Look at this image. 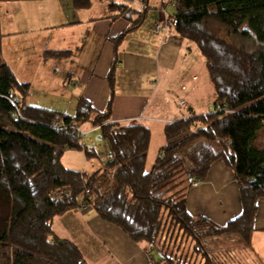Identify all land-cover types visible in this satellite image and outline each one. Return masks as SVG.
Listing matches in <instances>:
<instances>
[{
    "label": "trees",
    "instance_id": "1",
    "mask_svg": "<svg viewBox=\"0 0 264 264\" xmlns=\"http://www.w3.org/2000/svg\"><path fill=\"white\" fill-rule=\"evenodd\" d=\"M72 3L78 10L91 5L89 0ZM177 4L169 24L201 53L213 86L214 110L197 115L189 109L184 118L167 122V143L151 168L146 165L149 127L111 122L110 104L105 113H97L83 98L74 116L27 105L29 84L20 83L0 61V193L11 208L0 227V264H86L75 244L57 238L51 227L54 219L82 206L144 244L150 264H183L175 255L180 241L189 240L193 256H202L205 264H212L207 247L217 244L219 237L237 235L250 245L257 203L264 198V148L255 146L264 131V0ZM114 5L127 12L132 23L128 32L147 18L146 10ZM213 25L223 27L226 37H218ZM2 37L0 29V42ZM68 55L45 52L43 60H64ZM113 72L114 68L111 81ZM56 122L62 128H54ZM86 124L92 129L100 126L96 141L102 152L81 147L75 129ZM69 150L83 151L89 160L103 154L110 159L103 171L88 175L65 168L61 157ZM219 161L235 174L243 207L225 225L187 210L191 185L206 181ZM181 176L190 179L189 189L180 187ZM46 237L52 238L49 246L41 244Z\"/></svg>",
    "mask_w": 264,
    "mask_h": 264
},
{
    "label": "crops",
    "instance_id": "2",
    "mask_svg": "<svg viewBox=\"0 0 264 264\" xmlns=\"http://www.w3.org/2000/svg\"><path fill=\"white\" fill-rule=\"evenodd\" d=\"M72 2L0 4V61L10 66L20 83L29 84L24 100L27 105L74 116L78 100L83 98L97 113H105L110 104L111 122L147 127L146 122H150L154 129L156 120L165 126L188 113L182 110L179 118L174 111L180 85L187 87L184 99L188 110H194L192 104L199 109L200 103L209 106L214 100L209 79L199 81L197 76L206 71L198 48L181 38L171 25L164 36L152 31L164 13H174L166 7V0H148L144 10L148 15L151 10L156 13L130 32L132 23L127 12L114 5L121 0H89L91 5L85 10L76 9ZM53 51H68L69 55L64 60H43L45 52ZM150 133L149 149L151 128ZM61 160L65 168L85 173L90 164L83 151L69 150ZM208 175L206 181L190 190L187 210L225 225L243 209L235 174L219 161ZM257 208L253 220L256 233L251 237L259 243L264 240V198ZM51 227L57 238L75 244L86 264H150L142 243L132 241L90 208L71 210L54 219Z\"/></svg>",
    "mask_w": 264,
    "mask_h": 264
},
{
    "label": "rangeland",
    "instance_id": "3",
    "mask_svg": "<svg viewBox=\"0 0 264 264\" xmlns=\"http://www.w3.org/2000/svg\"><path fill=\"white\" fill-rule=\"evenodd\" d=\"M121 3H124L123 0H121ZM126 3L127 1L130 0H125ZM125 3V4H126ZM170 9V8H169ZM171 11V10H170ZM154 13H156V11H152L149 13V15L147 16V21H149L152 16H154ZM166 15V18H168L169 16H167V13H164ZM164 18V15H163ZM163 18L161 19V21L163 20ZM169 22H168V26H169ZM213 31H215L216 35L219 37H226V30L221 27V26H217V25H213ZM233 38V37H231ZM231 38L229 40H231ZM234 41V39H233ZM237 42V41H236ZM196 49V48H195ZM196 54L198 53L197 50ZM195 59H196V55H194ZM43 71V70H42ZM203 73V74H202ZM197 76L200 77L199 81L204 80L207 77L206 71L205 72H199L197 73ZM187 84V83H186ZM213 87V86H212ZM212 90V89H211ZM182 92V93H181ZM186 91H180L179 88V93L175 94V99L179 98V99H184ZM212 93V91H211ZM186 102V99H184ZM187 103V102H186ZM200 108L199 109H195L194 107L196 106V104H192L193 106V112L199 113V115L201 114L200 112H206L205 114H209L211 113L214 109H213V99L211 100V103L209 104V106H207V104H204L202 106V103H200ZM174 109V108H173ZM182 110H185V112H189L190 110H188V107L185 106L184 108H180L177 107L175 104V109L174 111L176 112V116L177 117H181V113ZM184 118V116H183ZM161 120H156V128H152V124L150 122H146L148 124V126L152 129V147L151 149L148 150L146 156H148V168L150 163L157 158V153L159 150V147H162L164 145H166V139L164 138V135L162 133V127L164 126V124L161 122ZM85 131H90L92 130L91 125L86 124L85 126H83V128ZM97 131L95 132H90V134L88 136H90L91 138L96 139V135H97ZM256 147L257 149H262L264 148V131L261 132L257 138H256ZM98 145L100 146V144L98 143ZM103 148H100L99 152H102ZM105 154H103L102 156L99 157H92L89 162V166H87L85 168L86 170V174L88 175H92V173H94V171L96 172L97 170H104V163H105V158H103ZM79 165V164H78ZM80 169V168H79ZM181 180H183L181 182ZM181 180H179V182H181L180 187L189 189L190 186V179H188L187 177L181 176ZM193 183V182H191ZM196 185H198L196 183ZM194 183L191 185V187L193 188ZM5 196H2L0 193V227H1V222L2 220L5 218L6 215H8L11 211V208L5 203ZM88 208V207H87ZM107 223V222H106ZM109 224V223H108ZM112 225V224H111ZM219 225V224H218ZM253 229V228H252ZM252 233H256V229H253ZM252 233L250 235V245L247 246L245 245L242 241H240V238L236 235V236H232V237H219L217 238V244H213L208 246V253H210V255L212 256V264H264V240H260L261 237L264 235L261 234L260 237V242L258 243L257 241L252 240ZM128 236V235H127ZM52 238L51 237H46L45 239H43V241L41 242V244H43V246H49L50 242H51ZM179 245L177 250L175 251V255H176V260L180 261L181 263H187V264H205V260L202 258V256H193L192 254V248H193V244L190 243L189 240H187L184 243H181V241L178 243ZM144 245V244H143ZM145 246V245H144ZM145 254L146 256L149 257V250H145ZM174 261V263H177L178 261Z\"/></svg>",
    "mask_w": 264,
    "mask_h": 264
},
{
    "label": "built area",
    "instance_id": "4",
    "mask_svg": "<svg viewBox=\"0 0 264 264\" xmlns=\"http://www.w3.org/2000/svg\"><path fill=\"white\" fill-rule=\"evenodd\" d=\"M148 0H130V1H127V7L128 9H135V10H144L148 7ZM166 7L170 8V10H173L177 7V0H166ZM168 18H166V15L164 14V18L163 20H159V21H156V23L152 26V31L157 34V35H166V32L168 31ZM196 79V78H194ZM180 90L181 91H187V87L184 86V85H180L179 86ZM176 106L177 107H180V108H184L186 106V102L184 99H176ZM187 118V117H186ZM54 128H62V126L59 125L58 122L54 123L53 125ZM100 129V126L95 128V129H92L93 131H99ZM75 131L77 132V135L78 137H80V145L82 148H87L89 149L90 151H95L97 152L99 150L100 147H98V143L96 141V139L94 138H91L90 136H88L90 134V132H87L85 131L84 129L82 128H79V129H75ZM110 156L108 154H105L103 156V158H105V160H108L110 159L109 158ZM194 185H196V183H194ZM86 208L85 206H82L81 209H84Z\"/></svg>",
    "mask_w": 264,
    "mask_h": 264
}]
</instances>
